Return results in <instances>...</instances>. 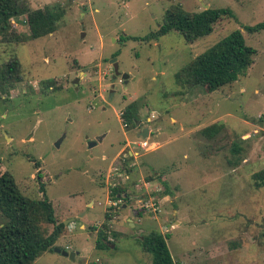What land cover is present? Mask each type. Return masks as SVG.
Masks as SVG:
<instances>
[{
    "label": "rangeland",
    "instance_id": "374dc122",
    "mask_svg": "<svg viewBox=\"0 0 264 264\" xmlns=\"http://www.w3.org/2000/svg\"><path fill=\"white\" fill-rule=\"evenodd\" d=\"M24 1L29 9L59 4L65 12L43 37L25 39V16L10 19L18 40L0 37V67L11 53L21 66V79L0 92V173L9 172L25 196L45 194L66 227L57 247L75 253L44 252L36 264H151L140 239L153 230L170 233L177 264H264V187L253 179L264 169V29H245L264 23V0ZM175 5L189 13L229 7L235 17L219 19L192 43L173 30L148 41L121 39L155 32ZM234 29L256 51L246 73L215 90L200 85L178 94L174 74ZM131 102L140 123L127 127L121 113ZM214 123L219 132L202 136ZM144 139L154 147L139 148ZM127 141L131 147L115 158ZM129 148L139 155L129 166L136 162L143 178L162 185L160 175L168 173L174 198L155 197L160 210L153 217L129 208L148 194L137 186L139 172L123 174ZM111 183L128 192L117 205H110L117 201ZM123 204L137 227L123 221L119 230L109 221L108 234H119L110 236L115 246L96 248L89 226L101 224L105 208L117 219ZM5 220L0 214V226Z\"/></svg>",
    "mask_w": 264,
    "mask_h": 264
},
{
    "label": "trees",
    "instance_id": "16d2710c",
    "mask_svg": "<svg viewBox=\"0 0 264 264\" xmlns=\"http://www.w3.org/2000/svg\"><path fill=\"white\" fill-rule=\"evenodd\" d=\"M65 12L61 5L50 4L43 8L29 9L24 0H0V37L4 40H18L10 21L15 16H25L23 22L27 26L28 34L25 39H36L54 32ZM223 17H235L229 7L204 8L196 13H189L179 5L167 8L163 15L162 24L155 32L144 36H122L124 38L150 40L167 34L169 31L180 33L184 40L192 43L196 39L212 32L214 24ZM248 31L264 29V23L245 26ZM255 49L245 43L240 29H234L190 62L181 67L175 74V82L180 87L178 94H184L194 86H207L215 90L223 85L236 81L246 73L253 63ZM117 53L113 54L115 56ZM21 79V66L16 55L11 53L8 61L0 67V92L5 86L12 85ZM136 105L129 103L121 113L122 123L129 127L135 126ZM222 125L211 124L201 129L200 133L206 138H212ZM239 150L234 147L233 151ZM129 156L121 163V168L128 174L134 169L129 166ZM153 179L152 176L146 177ZM256 187H264V169L253 174ZM43 192V186L40 187ZM164 194L169 193L165 184ZM112 198L126 200L128 192L125 185H116L111 190ZM0 214L6 219L0 226V264H36L38 256L46 251H53L56 241L64 230V223L54 214L51 201L45 196L39 199L25 196L19 190L14 177L7 171L0 173ZM142 209L136 210L135 215L142 216ZM113 214L106 212V221L98 228L95 247L104 248L114 241L108 237L117 238L119 234H108L109 220ZM44 224L52 225L48 233ZM264 235V232H263ZM170 233L162 234L153 230L143 235L140 244L145 252L151 253V264H177L168 249L167 239Z\"/></svg>",
    "mask_w": 264,
    "mask_h": 264
},
{
    "label": "crops",
    "instance_id": "0c3cea01",
    "mask_svg": "<svg viewBox=\"0 0 264 264\" xmlns=\"http://www.w3.org/2000/svg\"><path fill=\"white\" fill-rule=\"evenodd\" d=\"M124 125V124H123ZM134 142V141H133ZM132 142H130V141H127V142H125L124 143V145L122 146V148L118 151V153L114 156L115 158L118 156V154L120 153V152H122V151H124L125 150V147H131V144ZM154 143H156V142H154ZM135 152L133 151V150H131L130 148H129V150H128V155H130V156H134V157H132V158H136V157H138L139 155L138 154H134ZM115 160V159H114ZM136 160H137V158H136ZM112 162H113V160H111V165H112ZM132 165H134V171H136V172H139V170H140V168H139V166H136V162H135V164L134 163H132ZM108 171L109 170H111L110 169V167H108V169H107ZM125 173H127L126 171H125ZM134 174H135V172H133ZM139 176H138V178H139V182L141 183V185L139 184V185H137L138 187H142L145 191H146V193L147 192H150L154 197H157V198H160V200L161 201H163V200H165V199H169V198H174V196L173 195H171L170 196V192L169 193H167V194H164L163 192L166 190L165 189V184H166V187H167V184L169 183V181H168V173H164V174H162V175H160L161 176V178H162V181H164L163 183H162V185H160V184H158L157 182H155L154 181V179H150V180H147L146 178H143L142 176H143V174H141L140 172H139V174H138ZM127 176H128V174H127ZM168 182V183H167ZM157 183V184H156ZM153 189H157V190H161V195L160 196H157V195H154L153 194ZM147 195V194H146ZM106 199H107V202H106V204H105V206H107V205H109V202H110V198H109V195H106ZM110 199V200H109ZM118 199V198H117ZM116 200V199H115ZM159 200V201H160ZM166 204V203H165ZM134 205V204H133ZM128 208V205L127 204H123L122 205V209H121V211H120V213H119V215H118V218L117 219H110L109 221L110 222H112V223H114V225H116L115 227H119L120 229L119 230H121V229H125L124 227V224H123V221H125L126 223H127V225H128V227L129 228H136L137 226H136V222H135V220H134V216H130L129 214H126V213H123V211H125L126 209ZM129 208H130V210H132V211H134V213H135V210L134 209H132L130 206H129ZM173 213H175V211L173 212ZM105 215H106V208H105V212H104V219H103V221L101 222V224L100 225H102V223L104 222V221H106V217H105ZM156 214H154V215H152V214H150V217H153V216H155ZM173 217V219H174V226H176V224H178V221H176L175 220V215H173L172 216ZM163 218L165 219L166 218V216H163ZM116 220V221H115ZM65 224H69L68 223V221H67V223H65ZM99 224H97V225H99ZM97 225H93V226H89L88 228H89V231H91L92 233H94L95 234V238H96V234H97V230H98V228L99 227H96ZM81 227H84V225H81ZM66 228V227H65ZM64 228V234H61L60 236H59V238L61 237V236H64L65 235V233H66V229ZM85 228V227H84ZM58 238V239H59ZM58 239H57V241H58ZM108 239L110 240V241H113L112 240V238L111 237H108ZM57 241H56V243H57ZM114 244H111L110 245V247H114L113 246ZM57 246V245H56ZM60 248V247H59ZM54 251V250H53ZM46 252H50V251H46ZM89 264V263H88Z\"/></svg>",
    "mask_w": 264,
    "mask_h": 264
},
{
    "label": "built area",
    "instance_id": "2783aa9c",
    "mask_svg": "<svg viewBox=\"0 0 264 264\" xmlns=\"http://www.w3.org/2000/svg\"><path fill=\"white\" fill-rule=\"evenodd\" d=\"M154 145H155L154 142L148 143L146 139L141 140L138 143V147L143 149V150H150L154 147ZM135 154H137V152H135ZM115 161L116 160H114V162ZM115 169H116V167H115ZM123 174L126 176L125 171H123ZM108 183H110V182H108ZM110 185L112 188L116 186L115 183H111ZM112 188H111V190H112ZM147 193H148L147 195L142 194L141 197H139V196L137 197V199H136L137 205L133 206L132 209H134L135 211L142 209L144 211V214L149 213V214L154 215L160 210V201L157 200L154 196H152L150 192H147ZM109 194H111V192ZM116 200L117 201H111L110 205H117V203L120 202V200H121L120 196H118V199H116ZM171 227H173V225H171ZM166 231H168V230H166Z\"/></svg>",
    "mask_w": 264,
    "mask_h": 264
},
{
    "label": "water",
    "instance_id": "95a60500",
    "mask_svg": "<svg viewBox=\"0 0 264 264\" xmlns=\"http://www.w3.org/2000/svg\"><path fill=\"white\" fill-rule=\"evenodd\" d=\"M204 8H207V6L205 5ZM126 77H127L126 75H122L121 79H122V80H125ZM139 123H140V122L137 121V122H136V125H139ZM263 127H264V123H263ZM148 132H149V131H148V128H142L141 137H142V138H146V137L148 136ZM94 144H95L94 141L89 142V145H90V146H92V145H94ZM65 223H67V221H66ZM53 250H54V252L61 253L62 255H64V256H68V257L71 258V259H73V258H74V255H75L74 252H68V251H66V250H63V249L57 247V246H55V247L53 248Z\"/></svg>",
    "mask_w": 264,
    "mask_h": 264
}]
</instances>
